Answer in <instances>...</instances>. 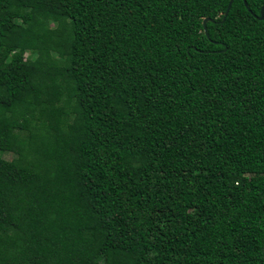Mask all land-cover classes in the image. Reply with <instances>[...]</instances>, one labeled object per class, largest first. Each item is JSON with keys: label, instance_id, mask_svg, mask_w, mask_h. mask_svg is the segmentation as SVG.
<instances>
[{"label": "trees", "instance_id": "16d2710c", "mask_svg": "<svg viewBox=\"0 0 264 264\" xmlns=\"http://www.w3.org/2000/svg\"><path fill=\"white\" fill-rule=\"evenodd\" d=\"M228 2L0 0V264H264V0Z\"/></svg>", "mask_w": 264, "mask_h": 264}, {"label": "water", "instance_id": "95a60500", "mask_svg": "<svg viewBox=\"0 0 264 264\" xmlns=\"http://www.w3.org/2000/svg\"><path fill=\"white\" fill-rule=\"evenodd\" d=\"M244 1H245V0H244ZM232 2H233V0H229V2H228V4H227V8H226V10H225V12H224V18L226 17V15H227V13H228L230 7H231ZM263 15H264V3H263V5H262V7H261V10H260V16H259L258 18L261 19V18L263 17ZM208 20L213 21V19L205 18V19L202 21V24H203L204 29H205V24H206V22H207Z\"/></svg>", "mask_w": 264, "mask_h": 264}, {"label": "rangeland", "instance_id": "374dc122", "mask_svg": "<svg viewBox=\"0 0 264 264\" xmlns=\"http://www.w3.org/2000/svg\"><path fill=\"white\" fill-rule=\"evenodd\" d=\"M4 158H11L13 155L11 153L4 152L2 155Z\"/></svg>", "mask_w": 264, "mask_h": 264}]
</instances>
